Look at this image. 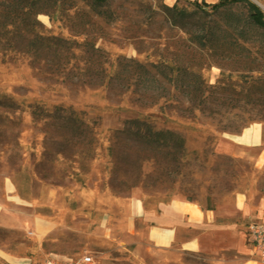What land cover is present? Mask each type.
Returning a JSON list of instances; mask_svg holds the SVG:
<instances>
[{"label": "rangeland", "instance_id": "rangeland-1", "mask_svg": "<svg viewBox=\"0 0 264 264\" xmlns=\"http://www.w3.org/2000/svg\"><path fill=\"white\" fill-rule=\"evenodd\" d=\"M194 2H179L181 26L163 0H0V251L16 264L221 263L161 251L143 229L161 203L212 206L264 187V170L214 148L264 122V30L243 24L244 37L200 49L203 25L246 22L247 6ZM183 66L202 88L187 87ZM132 118L181 135L183 157L128 132Z\"/></svg>", "mask_w": 264, "mask_h": 264}, {"label": "crops", "instance_id": "crops-1", "mask_svg": "<svg viewBox=\"0 0 264 264\" xmlns=\"http://www.w3.org/2000/svg\"><path fill=\"white\" fill-rule=\"evenodd\" d=\"M176 1L173 0L170 6ZM163 2L167 4L166 0ZM214 148L220 154L246 159L255 170H264V122L221 136ZM147 219V224H143L145 234L161 251L207 255L219 258L220 264H264L249 230L252 223L264 221V187L257 196L245 191L236 194L231 202L212 206L176 200L161 203L155 214ZM226 254L232 257L226 258ZM0 259L5 264H16L15 259L19 258L0 251ZM139 264L147 263L142 260Z\"/></svg>", "mask_w": 264, "mask_h": 264}, {"label": "trees", "instance_id": "trees-1", "mask_svg": "<svg viewBox=\"0 0 264 264\" xmlns=\"http://www.w3.org/2000/svg\"><path fill=\"white\" fill-rule=\"evenodd\" d=\"M180 1L181 0H177L172 6L164 4L163 10L169 14V20L171 23L175 25L186 26L189 16L185 8L179 7ZM193 4L202 13H207V11L204 9L206 5H209L215 13L227 11L226 9L234 4H243L247 6L246 22H243L244 20L238 17L236 14H232L231 16L226 12L227 14L225 15L224 13L223 15L226 21H224V23L217 28L203 25L200 30L201 34L196 37V44L200 49H215L217 48L215 47L216 43H226L229 41L230 34H233L231 30L236 33V38H234V41L244 37L243 35H245V32L242 27L243 24L246 25L248 23L252 27L264 30V13L259 8V6L250 2L249 0H219L213 4H207L205 1H202V3L195 1ZM154 67L156 68L159 75L162 73L161 76H168V83L173 81V71L169 66H164V68L167 69L165 72L162 71L158 65ZM179 73L183 77L182 81L186 83L188 88H202V83L198 82L197 80V78H200L199 73L191 71L188 66H183ZM185 92L190 94L192 90L185 89ZM199 92L204 94V91L202 90ZM196 96H199V93H197ZM69 119L71 120L72 116H70ZM127 122L128 132L135 129L133 133L135 136L139 137L140 140L153 145L156 149H167L168 154L172 155L175 160L182 158L185 154V140L176 132L164 129L156 130L154 125H152L150 122H147L145 119L141 120L138 118H132Z\"/></svg>", "mask_w": 264, "mask_h": 264}, {"label": "built area", "instance_id": "built-area-1", "mask_svg": "<svg viewBox=\"0 0 264 264\" xmlns=\"http://www.w3.org/2000/svg\"><path fill=\"white\" fill-rule=\"evenodd\" d=\"M249 230L251 231V240L255 249L258 252L260 259L264 260V221H256L250 225ZM45 264H92V256H81L77 259L74 258H64L58 259L54 257H49L45 260Z\"/></svg>", "mask_w": 264, "mask_h": 264}, {"label": "bare ground", "instance_id": "bare-ground-1", "mask_svg": "<svg viewBox=\"0 0 264 264\" xmlns=\"http://www.w3.org/2000/svg\"><path fill=\"white\" fill-rule=\"evenodd\" d=\"M208 1H212L213 2L215 0H208ZM166 3L169 4V5H171V4H173V0H166Z\"/></svg>", "mask_w": 264, "mask_h": 264}]
</instances>
